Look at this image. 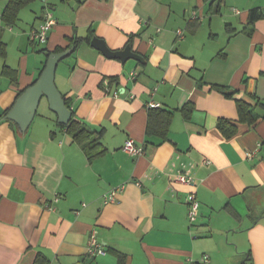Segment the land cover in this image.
Returning a JSON list of instances; mask_svg holds the SVG:
<instances>
[{
	"label": "crops",
	"instance_id": "1",
	"mask_svg": "<svg viewBox=\"0 0 264 264\" xmlns=\"http://www.w3.org/2000/svg\"><path fill=\"white\" fill-rule=\"evenodd\" d=\"M7 3L0 0V264H264V0H33L11 26L2 20ZM46 7L55 25L37 47L29 35ZM252 11L260 17L250 25ZM91 32L111 51L129 45L142 62L105 58L85 41ZM74 39L83 41L58 62L54 83L74 118L99 134L106 151L92 161L44 98L24 134L6 119L49 54ZM240 100L257 115L252 125L238 119ZM149 103L172 113L166 141L145 134ZM220 119L234 136L218 131ZM128 138L142 155L121 151ZM189 193L199 203L192 225ZM92 230L105 255L87 256Z\"/></svg>",
	"mask_w": 264,
	"mask_h": 264
},
{
	"label": "trees",
	"instance_id": "2",
	"mask_svg": "<svg viewBox=\"0 0 264 264\" xmlns=\"http://www.w3.org/2000/svg\"><path fill=\"white\" fill-rule=\"evenodd\" d=\"M33 0H8L7 6L2 14V20L8 25L11 26L14 24L17 18L18 11L30 3ZM260 16L256 11H252L248 17L249 24H253ZM93 37L92 32L85 39L86 42H89ZM83 40H70V44L67 48H57L53 53H61L67 49L73 51ZM51 54V53H50ZM49 54V55H50ZM35 82V81H34ZM33 82V83H34ZM32 83V84H33ZM217 92L221 93L227 98L232 97V92L224 87L213 86L212 87ZM66 107L70 110L67 102L64 100ZM236 110L238 114V119L240 122L247 123L252 125L256 122L257 115L253 113L250 105L244 101H236ZM71 111V110H70ZM172 113H169L160 109H149L147 124L145 129V134L147 137L153 136L159 138L161 141L167 140L168 126L170 124ZM61 129L73 139V141L79 145L84 154L86 155L88 161H92L95 158L102 156L105 153V148L99 142V134L90 131L84 123L74 118L73 112L71 111V118L67 125L58 124ZM12 127L17 130V126L12 123ZM218 131L225 137L230 138L236 133V127L230 124L227 120L220 119L217 123ZM34 264H47L43 258L37 257L34 261Z\"/></svg>",
	"mask_w": 264,
	"mask_h": 264
},
{
	"label": "water",
	"instance_id": "3",
	"mask_svg": "<svg viewBox=\"0 0 264 264\" xmlns=\"http://www.w3.org/2000/svg\"><path fill=\"white\" fill-rule=\"evenodd\" d=\"M90 46L99 51L105 58L119 60L122 64L129 59L142 62V57L133 53L129 45L122 50L111 51L106 47L104 41L92 38ZM69 53V49L61 53H51L36 81L17 97L6 115V119L17 126L19 133L24 134L26 132L43 98L47 102L48 109L56 116L58 124L67 125L69 122L71 111L66 107L64 99L54 83L56 66Z\"/></svg>",
	"mask_w": 264,
	"mask_h": 264
},
{
	"label": "built area",
	"instance_id": "4",
	"mask_svg": "<svg viewBox=\"0 0 264 264\" xmlns=\"http://www.w3.org/2000/svg\"><path fill=\"white\" fill-rule=\"evenodd\" d=\"M193 20H197V17L193 14L192 15ZM55 25V19L53 17V12L49 7H46L44 10L43 18L41 19V22L37 29L32 30L29 35V39L33 43L37 44H44L47 41L48 34L52 27ZM178 36H182L181 31H177ZM136 77V73L132 72L130 73L129 78L131 80H134ZM118 93H114V97L117 96ZM157 105L155 103H149L148 108H156ZM121 151L124 153H127L132 156H140L143 154L144 150L141 146H136L134 141L130 138L126 139L123 146L121 147ZM176 181L183 183V184H191V180L189 177H187L184 174L177 173ZM124 188V185H120L118 187H114L110 189L107 193L103 195V201L104 203H111L115 200L116 195L121 192ZM58 198H54L53 202H57ZM186 205H187V212H186V218L190 225L196 222L197 220V214L199 209V203L196 199V196L194 193H189L186 198ZM84 206V205H83ZM48 210H52L53 208L48 206L46 207ZM106 251L104 248V245L98 242L96 237V232L94 230L91 231L90 237H89V244L86 249V254L89 257H95V256H102L105 255ZM203 263L208 262L207 257H203L201 260ZM184 264H193L192 261L187 260Z\"/></svg>",
	"mask_w": 264,
	"mask_h": 264
},
{
	"label": "rangeland",
	"instance_id": "5",
	"mask_svg": "<svg viewBox=\"0 0 264 264\" xmlns=\"http://www.w3.org/2000/svg\"><path fill=\"white\" fill-rule=\"evenodd\" d=\"M39 46H42L41 44H37V47H39ZM39 109H41V108H39Z\"/></svg>",
	"mask_w": 264,
	"mask_h": 264
}]
</instances>
